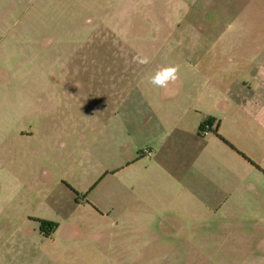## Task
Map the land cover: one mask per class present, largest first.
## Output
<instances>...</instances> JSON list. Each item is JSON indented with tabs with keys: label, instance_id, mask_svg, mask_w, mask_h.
<instances>
[{
	"label": "rangeland",
	"instance_id": "1",
	"mask_svg": "<svg viewBox=\"0 0 264 264\" xmlns=\"http://www.w3.org/2000/svg\"><path fill=\"white\" fill-rule=\"evenodd\" d=\"M263 262L264 0H0V264Z\"/></svg>",
	"mask_w": 264,
	"mask_h": 264
},
{
	"label": "clouds",
	"instance_id": "2",
	"mask_svg": "<svg viewBox=\"0 0 264 264\" xmlns=\"http://www.w3.org/2000/svg\"><path fill=\"white\" fill-rule=\"evenodd\" d=\"M139 64L149 63V58L146 56L135 57ZM179 68L176 65L159 68L154 75L149 79V83L157 88H167L170 82H174L178 78Z\"/></svg>",
	"mask_w": 264,
	"mask_h": 264
},
{
	"label": "trees",
	"instance_id": "3",
	"mask_svg": "<svg viewBox=\"0 0 264 264\" xmlns=\"http://www.w3.org/2000/svg\"><path fill=\"white\" fill-rule=\"evenodd\" d=\"M232 148H234V147H232ZM242 155V154H241ZM244 158H246L244 155H242ZM247 159V158H246Z\"/></svg>",
	"mask_w": 264,
	"mask_h": 264
},
{
	"label": "built area",
	"instance_id": "4",
	"mask_svg": "<svg viewBox=\"0 0 264 264\" xmlns=\"http://www.w3.org/2000/svg\"><path fill=\"white\" fill-rule=\"evenodd\" d=\"M148 154H150V152H148Z\"/></svg>",
	"mask_w": 264,
	"mask_h": 264
},
{
	"label": "crops",
	"instance_id": "5",
	"mask_svg": "<svg viewBox=\"0 0 264 264\" xmlns=\"http://www.w3.org/2000/svg\"><path fill=\"white\" fill-rule=\"evenodd\" d=\"M258 263H259V262H258ZM262 264H264V262H263Z\"/></svg>",
	"mask_w": 264,
	"mask_h": 264
}]
</instances>
